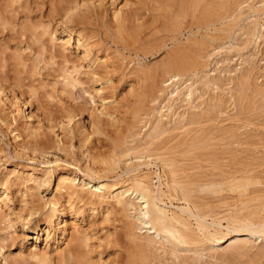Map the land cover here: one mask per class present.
Listing matches in <instances>:
<instances>
[{
	"label": "rangeland",
	"instance_id": "obj_1",
	"mask_svg": "<svg viewBox=\"0 0 264 264\" xmlns=\"http://www.w3.org/2000/svg\"><path fill=\"white\" fill-rule=\"evenodd\" d=\"M70 1L58 0V4L57 0H27L24 13L17 14L16 17L18 22L14 29L16 34L11 32L13 30L11 26H7L12 28L11 31L7 28L0 29V84L14 111L13 117L16 116L17 120L16 122L12 120L10 110L2 113L4 107L0 106V111L2 110L0 112V183L1 180L8 181L7 194L10 197V202L6 203V208L2 211L4 214L13 212L26 215L28 213L26 207L30 208L29 206L33 204L37 205L36 211H40L35 213L25 229L22 230L20 224L13 220L12 229L0 231V241L1 243L4 241V248L0 251V264H57L58 253L65 248L67 235L74 229L81 239H87L85 240L87 244L84 245L88 253L91 252L89 256L92 264H128L130 262H126L129 260L132 263V258L137 260L138 251L132 248V244L123 235L121 228L124 219L121 215L112 214L109 221H104L101 215L91 217V212L87 210L78 214L77 208L69 209L66 199H59L56 191L57 176L66 170L73 172L71 177L76 176L75 170L69 165L81 170L91 169L89 172L98 175L99 184L106 186L113 184L119 186L134 174L147 173L150 174L149 178L153 186L167 193L166 180L170 174L166 173L167 178L162 175L159 183L157 174H160V164L154 166L151 159L148 162L147 158H143L145 154H149L153 159L158 158L164 162L169 159L167 162L172 165L167 171L173 170V174L181 182H184L187 179L186 175L190 174L188 176L195 181L198 179L199 182L206 183L218 178L216 181L221 180L223 184L230 181L228 180L231 178L230 175H236L238 178L244 169H249L254 173L259 171L255 178L263 185L254 184V186L264 190V31L262 36L255 40L248 30L251 28L249 27L251 24L248 25L250 20L255 19L259 25L264 26V12L261 11L259 15L253 16L249 10L253 6L260 7L261 0H140L144 3L139 6L136 5L138 0H127V3L126 0H118L114 7L110 6V0H83L86 5L95 1L93 4L96 7L89 11L83 8L80 13H86L88 20L83 23L81 21L78 23L76 20L77 24L70 22V27L89 34L91 55L84 60L82 51L76 49L74 40L69 47H66L64 53L69 61L67 67L70 66L71 70L73 64L77 65L79 74H72V77L78 81L75 85L65 87L62 76L64 72L61 69L64 66L62 49L59 47L60 42L64 41V36L59 25L61 18L56 15L54 8L66 5ZM224 1L229 3L226 7L229 8L228 10L219 7ZM125 3L128 6L123 8V18H128V28L126 32L117 35L114 31L117 21L112 13ZM137 8L142 10L139 12ZM215 12L217 15L220 14L218 17L223 15L222 12L228 17L232 14V19H227V16H225L226 21L222 20L223 17L215 18L211 15ZM135 14H139V21L143 23L139 31L130 26ZM234 16L236 18H233ZM208 21L212 23L207 24ZM46 28L55 31V47L48 37L42 34ZM17 31L22 32V36ZM23 33L26 35L23 36ZM32 33L38 34L34 36ZM121 37L125 38L122 40ZM186 44L190 49L186 48ZM174 47L176 52L177 48L178 51L182 49L181 52L184 53L182 56L187 58L197 56L201 51L199 58L195 59L197 62L192 67L193 70L191 68L188 72L187 83L196 88V94H193L191 99L192 103L189 101L194 107L191 111L188 109V102L183 99L186 88H181L186 83L178 89V91L183 89L180 94L178 93L181 96L169 100L168 93L174 92V87L170 81H165L168 78L163 71ZM193 48L196 50L194 51ZM184 51L190 52L189 55ZM174 53L173 51L171 55ZM51 55L54 56L53 60ZM95 58L97 61L93 62ZM88 60L91 63L89 67ZM102 60H106L105 68L99 66ZM91 70L92 72L96 70L98 73L93 79L88 73ZM142 73L148 75L149 79H146ZM242 75L248 77L249 86L241 91L237 88V83ZM200 78L212 83L214 81L217 89L211 85L202 86ZM241 93L243 98L239 95ZM22 102L26 106L22 105ZM161 108L162 125L157 130L161 135L154 134V138L151 139L147 137L152 134L148 128L150 123L157 119L156 112L161 111ZM21 111H25V114L28 112L31 116L30 122L33 128H40L35 139L27 137L28 135L22 130L24 121L21 118ZM187 111L194 114L191 119L194 120L191 122L187 118L186 122L189 124L182 123L186 126L180 129L182 125L178 124L177 120L188 117L190 114H187ZM68 113L80 116L77 117L85 130L84 143L79 144L78 140L74 139L73 147L61 138L62 135L58 130L59 122L64 123V116ZM90 120L96 121L97 133H89ZM168 121L170 122L167 123ZM45 136L52 143L59 144L54 143L51 148L45 146V149L41 147L42 149L34 150L37 143L45 140ZM190 141L195 145L193 146ZM131 148L129 155L125 153L126 149ZM123 149L125 154L122 153ZM134 156H137L136 160ZM131 166L135 168L132 169ZM102 169L105 171L103 172ZM231 169L235 170L236 174ZM42 172H50L49 186L42 187L38 192L26 191L24 185H21L26 174L41 177ZM191 177L187 180H191ZM78 179L80 181L82 179L80 173H77V181ZM22 191L26 195L24 198L21 196ZM167 195L168 193L163 197L166 209L176 210V207L182 206V202L168 200ZM55 198L60 200L64 208L62 220L68 225L64 237L59 232L54 233L53 230H49L48 234L41 232L44 229L41 214L47 209H44V206L46 202ZM216 206L224 208L219 210L217 208L216 212L223 213L227 210L223 204ZM128 213L132 216V211ZM222 213L219 216L225 212ZM38 220L40 223L37 222L38 228H35L34 233L32 230ZM11 233L14 235H10ZM37 234L39 241L35 242L34 237ZM135 234L140 235L139 231H135ZM238 237L245 240L244 236ZM232 239H235V235H231L227 242L217 249L216 254L204 251L200 260L193 261L191 258L193 252H182L181 260L183 264H264V243H259V240L248 241L249 243L240 248L241 251L238 250L236 254L232 251L221 253ZM33 247H36L38 252L35 258L29 256ZM159 247L155 245V248L160 249ZM166 250L168 253L169 248ZM160 253L158 250V253L155 251L154 254H147L151 257L148 259L149 264H172L173 260L169 254L167 256L166 252L165 255L161 253L162 256ZM210 255H213V258ZM136 262L138 263L139 260Z\"/></svg>",
	"mask_w": 264,
	"mask_h": 264
},
{
	"label": "bare ground",
	"instance_id": "obj_2",
	"mask_svg": "<svg viewBox=\"0 0 264 264\" xmlns=\"http://www.w3.org/2000/svg\"><path fill=\"white\" fill-rule=\"evenodd\" d=\"M117 1L118 0H110V6L114 7L117 4ZM138 1H139L138 4H136L138 6L142 5V3H144V2H141L140 0H138ZM57 2H58V0H57ZM125 2L127 3L128 1L126 0ZM224 2H225V4H224ZM224 2H223V4L221 3L219 7L227 9L226 7L228 6L227 4H229V3H226L228 1H224ZM67 3L68 4H66V5L63 4L60 7L58 6V8L57 7L54 8V12L56 13V15L59 16V18H61V24H59V25H61V27H60L61 28V30H60L61 34L64 36V41L60 42L59 47L62 49V53H61L62 55L61 56L63 58L64 66L61 69L64 72L62 76H63V81L65 84V87H67L69 85H73V84L75 85V83H77L78 81H76L74 79V77H72V74H74V75L79 74V70H78L79 67L77 65L73 64V66L71 67L72 68L71 70L69 69L70 66L67 67V64L69 63V61H68L67 55H65V53H64L66 47H69L74 40L75 41V47H76V49H81L82 57L84 60H87L91 55V47L89 46L90 44L88 43V40L90 38L89 34L84 33L82 31H77L75 28H71L70 22H72L74 24V22L77 20L78 23H80V21L83 23L84 21L88 20L87 18H89L86 15V13H83V14L80 13L84 10L83 8L86 9L85 11H89L90 9H93L94 7H96L92 3V1L90 2V4H87V5L84 3L83 0L82 1L71 0L70 2H67ZM126 3L124 6H121L118 10H116L114 12L112 11L113 12L112 16L117 21L116 26H115L116 30H114L115 34H117V35H120L124 31L126 32V28H128L127 22L129 20H127L128 18L127 19L123 18V8L128 6V4H126ZM58 4H59V2H58ZM259 4H260V7H254L253 6V7H251V9H249L250 13L253 14V16L259 15V13L261 11L264 12V0L259 1ZM26 6H27V0H0V29L5 30L7 28V29H9V31H11L12 28L7 27V26H11V27H13V30L11 32H15L16 30H14V29L18 23L17 18H16L17 14L24 13L23 10L25 8H27ZM139 9L140 8H137V10H139ZM141 10H139V12ZM219 11H217V12H219ZM47 12H49V11H47ZM51 12H52V10H51ZM217 12H215L214 14H211V15H214L215 18H222L223 17L222 20L224 21L226 19L225 16H227V15H225V12L224 13L222 12V14L224 16L222 15L219 17H218V15H220V14L218 13V15H217ZM215 14L217 15V17ZM90 15L93 16V14H90ZM231 15L229 17L227 16L228 17L227 19H229V18L232 19ZM239 15H241L240 11H239ZM97 16L99 17V15H97ZM134 16L135 17L132 19V24L130 26L135 28L136 31H139L143 27V23L141 22V20L139 21V18H140L139 14L138 15L135 14ZM137 16H139V17H137ZM208 16H209V14H208ZM49 17H52V16L49 15ZM94 18H95V16H94ZM233 18H236V16H234ZM211 19H213V18H211ZM208 20H210V19H208ZM215 20L216 19H214V21ZM89 21H91V20H89ZM146 22H147V20H146ZM209 22H211V21H208L207 24H209ZM129 23H131V22H129ZM91 24H92V21H91ZM249 24H251V25H249ZM248 25H249V27L251 26V28L248 29L249 34L252 37H254L255 40H257L258 38H260L262 36V31H264L263 25L262 26L259 25V22H256L255 19L250 20ZM23 26H25V25H23ZM86 26H83V27H86ZM20 27H21V24H20ZM24 30H25V28H24ZM29 30H31V29H29ZM32 30H33V32L35 31L34 29H32ZM223 30H225V29H223ZM206 31H207V29H206ZM17 32L20 33L19 31H17ZM23 32H25V31H23ZM25 33H23V36ZM34 33H36V32H34ZM34 33H32L34 36L38 34V33L37 34H34ZM15 34H16V32H15ZM20 34L22 36V32ZM42 34L46 35L48 37V40L50 41L52 46H54V47L56 46L55 36H54L55 31L50 30L49 28H46L43 30ZM30 36L33 37L32 35H30ZM40 37L41 36L39 34V40H40ZM74 38H76V40ZM124 38H122V40ZM201 45L202 44H200V46ZM178 46H182V45H178ZM187 47H188V45L186 46V48ZM173 49L172 50L175 53L173 55H171V53H173V51L172 52L170 51L171 52L169 54L170 60L168 59L169 62L168 61H167L168 63L166 62L167 64H166V67H164L165 69L163 71L164 75L167 76V78H168L165 81H170V84H173L172 86L174 87V90H173L174 92L170 91V93H168V96H170L169 100L173 99L174 97H176L178 99L179 96H181V95H179L180 94L179 92L183 90V89L182 90L180 89V91H178V89L180 86H182L183 84L186 83L184 87H181V88H186V91H184L186 93L184 94V98H183V96H182V98L184 100H186L189 104V101H190V103H192L191 99L193 97V94H196V92H195L196 88H193L192 84L187 83V80L189 78L188 72H190L191 71L190 69L192 67H194V64L197 62L195 59H197V57H198V55H200L199 53L201 51L198 53L197 56L195 55L192 58H187V56H182V53H183V52H181L182 49H180V51H178L179 48H177V52H176L175 47ZM187 49H190V47H188ZM193 50L195 51L196 48H193ZM184 52L186 54L188 53L186 51H184ZM189 53H188V55H189ZM54 54H55V52H54ZM51 59L52 60L54 59L53 55H51ZM198 60H199L198 64H200L201 57ZM94 61H97V58H95V60H93V62ZM90 64H91L90 60H88V67L90 66ZM105 64H106V60H102L99 66L102 68H105L106 67ZM248 66H249V64H248ZM192 70H193V68H192ZM88 73L91 74L92 79L94 76H96V74H98V73H96V70H95V72H92V70H91V72L88 71ZM64 74H66L65 77H64ZM137 74H138V72H137ZM143 76L146 77V79H149L148 75L143 74ZM200 79H201L200 83L202 82V86H204V87L205 86L208 87L211 85L215 88L217 86L216 83H214V81L212 83L211 81H203L204 80L203 78H200ZM190 80H191V78H190ZM239 80H240L239 83H237L238 84L237 88H239V90L242 91L245 87L249 86L248 77L242 75V77H240ZM163 83H162V85H163ZM166 85H165V87H166ZM165 87H164V89H165ZM216 89H217V87H216ZM261 91H263V88ZM239 95L241 96L242 93ZM168 96L166 97V95H165L166 98H168ZM241 98H243V97L241 96ZM237 99L241 100L238 97H237ZM164 100H166V99H164ZM8 101H7L5 91L0 84V106L4 107L3 111L2 110L1 111L3 113L5 110H10V112H9L10 117L12 118V120H14V122H16L17 121L15 119L16 116L13 117L14 111L12 110L10 102H8ZM175 101H172V103H174ZM166 103H167V100H166ZM168 104H169V102H168ZM22 105L26 106V104H24V103ZM191 105L192 104H189V106H188L189 107L188 109L190 111L194 110V107H192L193 105L192 106ZM166 106H168V105H166ZM163 108H164V106H163ZM167 109H168V107H167ZM171 109H170V111H171ZM161 113H162V108H161V111L156 112L157 119H155L149 125L148 130L151 131L152 134H149L147 137H150L151 139L154 138V136H155L154 134L159 135V136L161 135V132H157L158 128H160L162 125L163 115ZM187 114H190L191 116L190 115L188 117L186 116V118L184 117L182 120H179L180 118L178 119V117L176 116L178 119L177 123L182 125V123L186 122L187 118H189L188 120L192 122L194 119L193 120H191V119H192V117H194V114H192L191 112L188 113V111H187ZM77 116L78 115H74L73 113H68L64 116L65 122L64 123L59 122L60 124L58 125L59 126L58 130L62 135L61 138H63L66 142H68L70 144V146H72L74 139H77L79 144L84 143L83 142L84 141V137H83L84 134L83 133L85 130L83 128L82 123L78 119V117H80V116H78V117ZM21 118H22V121H24V122H22L23 123L22 130L28 135L27 137H29V136H30V138L36 137L40 128L35 129L32 127L31 122H30L31 116L28 114V112H27V114H25V111H21ZM90 119H91V117H90ZM168 120H170V119H168ZM170 121H168L167 123H169ZM171 123H172V121H171ZM89 124H90V132L89 133L90 134L97 133L98 130H97V126H96L97 125L96 121L90 120ZM187 124H189V123H187ZM184 126H186V125L183 124L179 128L184 129ZM20 127H22V126H20ZM50 129H52L51 126H50ZM54 129L52 130L53 132L55 131ZM165 129H167V128H165ZM46 135H48V134H46ZM151 135H153V136H151ZM17 137L19 138V136H17ZM44 138H45V140L42 141L41 143L38 144L36 142L37 144L35 145L34 150L36 148L40 149L41 147L42 148L44 147V149H45V146H48V147L51 146L52 147L54 143H55V145L59 144L57 142L52 143V141L50 139H48V137H46V136ZM190 142L192 143L193 141H190ZM119 145H117V147H119ZM192 145H193V143H192ZM121 150H120V152H121ZM124 151H125V149H123V152H122L123 154L128 153V155H129L130 154L129 152L132 151V148L126 149L125 153H124ZM122 153L121 154L119 153V154L122 155ZM136 157L134 156V159ZM143 158L144 159L147 158L148 162L151 159V163H153L154 166H157L158 164H160V166L158 165L160 168V174H157V181L159 183L162 179V175H164V177H166L165 176L166 173L170 174L169 178L166 177L167 178V180H166V192L168 193V195H167L169 197L168 200L172 199L175 201L182 202V206L176 207V210L166 209L165 204L163 202V197H166L167 193H164L160 188L156 189L154 187L155 185L153 186L152 181L149 178L150 174L149 175L147 173H143L140 175L134 174L131 177H129L126 181L122 182L119 186H116V184L115 185L113 184L111 186H106L105 184H99L98 175H95L94 173L89 172L91 169L90 170H88V169L81 170L78 167L73 166V165L72 166L69 165V166L71 167V169L75 170L74 171V173H76L75 177H71V174H73V172L72 171L69 172V170H66L65 172H63L59 176H57L56 191L59 194L58 195L59 199H61V198L66 199V202L68 204L69 209L73 210V209L77 208V210H79V211H77L78 214H82V213H84V211L87 210V211L91 212V217L101 215L103 217L104 221H109L110 216L112 214L121 215L122 219H124V221L122 220L123 223H122V228H121L123 230V233H124L123 235H125V237L127 238L126 240L127 241L129 240V243L132 244V246H133L132 248L136 249L139 253V254L136 253L137 254L136 258L138 257L137 260L132 258V260L134 262L139 260V262L138 263L136 262L135 264H149L150 260L148 261V259L151 257H148L147 254H149V253L154 254L155 251L158 253V250H159V252L164 254L165 252L167 253V250H166L167 248H169V250H168L169 252L167 253V256L169 254V256L171 257V260H173V262H175V264H183L184 263L181 260V255H180L182 252H184V253L185 252H193L192 257H191L192 260L198 261L203 257L202 253L204 251H206L210 254H216L217 249L220 248L221 245H223L225 242H227V239H229V237L231 235H235V239L230 240L229 243L226 245V247H224V249L221 250V253L222 252L224 253L225 251H232V252H235L234 254H236L237 251L240 250V248L245 246L247 243H249L250 240L251 241L252 240H259V243H264V197H263L264 196V190L261 188L259 189V187L255 188L256 186H254V184H260V185L262 184V183H258L257 180H259V179L256 180V178H255L257 175L256 173H258L259 171L254 173V172H252V170H249V169L245 170L244 169L245 171L243 170L241 173L239 172L240 176L238 178L236 175H230L231 172L227 171V173L228 172L230 173L229 175L231 176V178L228 179L230 181L223 183V184L220 182L221 180L219 182L216 181V180H218V178L216 180L213 179V182L206 181V183H202L201 181L199 182L198 179H196V181H195V180H193V178L191 176H188L190 174L186 175V177H187V179H188V177L189 178L191 177V180H193V181H191L190 179L187 180L184 178L186 181L184 180V182H181V181L177 180V176H175L173 174V170L167 171L168 167L171 169L170 166L172 165V164L168 163L169 159L167 160L168 162L166 161L167 162L166 163V162H164L158 158L153 159V156L149 155V154L148 155L145 154V156H143ZM112 160L114 161V159H112ZM147 160H146V163H147ZM133 167L135 168V166H131L132 169H134ZM137 167H138V165H137ZM256 167H255V170H256ZM112 168H110V170H112ZM102 170H103V172L105 171L104 169H102ZM108 170H106V171H108ZM239 170H241V169L239 168ZM50 172L49 173L48 172H45V173L42 172V174H40L41 177H39V176L36 177L33 174H29L27 176V174H26V177H25V179H23V182H21L22 183L21 185H24L23 187H25L26 191L31 192V191L35 190L36 192H38L39 189H41L42 187H46V186L48 187L49 186L50 179H51ZM96 172H97V170H96ZM260 172H262V171H260ZM77 173H80L82 175L81 181L79 179L77 181ZM234 173H232V174H234ZM4 178H6V177H4ZM208 180H209V178H208ZM226 180H227V178H226ZM214 181H216V182H214ZM159 186H160V184H159ZM8 187H9L8 181L7 180H5V181L1 180V183H0V197H1L0 198V231L12 229L14 226V224H13V226L11 225L13 220H14L13 222L16 221V223L20 224L21 229L23 230V229H25V227H28V225L30 224V222L32 220V217L39 210L36 211L37 205L35 206V204H33V205L29 206L30 208H27L25 206L26 207V209H25V207H24V209L28 211V213L26 215H23L22 213L14 214L13 212L11 214H4L2 210L6 208V203L10 202V197L7 194L8 190H9ZM21 196L24 198L26 196L25 192H23L21 194ZM59 199L55 198V199L49 200L48 202H46V205L44 204L45 206L43 205L44 209H46V208L47 209L46 210L43 209L44 211L41 214V218H42L41 220H43V224H44V229L41 230V232L48 234L49 230H53L54 233L59 232L60 235L64 237V235L67 233L66 231H68L67 230L68 225L65 223V221L63 222V220H62L64 208H63L62 204L60 203ZM78 204H79V206L77 207ZM216 204H218L220 206H221V204H223V207H224V205L227 207V210L224 211L225 213L223 212L224 214L222 212H220L223 214L222 216H219L220 213L215 211L218 208L217 206L215 207ZM171 205L172 204L170 203V206ZM221 208H218V210ZM222 209H224V208H222ZM129 211H132V216H130V214L128 213ZM10 216H12V217H10ZM37 222L40 223L39 220L36 221L35 226L33 227L34 229L33 228H32L33 230L31 229L32 232H34V233L36 230L35 228H38ZM60 223H64V225L61 226ZM135 231H139L140 235H136ZM12 232H13V230H12ZM12 234L14 235V233H11L10 235H12ZM141 235H144V236L142 237ZM67 236H68V239H67V243L65 245V248H63V250L59 251L60 253H58L59 258H58L57 264H92L91 263L92 260L90 259L91 256H89V254L91 252L88 253V251L85 249L86 245H84V244H87V243H85L87 241V239L85 238V240H86L85 241L82 238L83 239L82 240L78 236V232L75 229L73 231L69 232V234ZM238 236H241V237L244 236L245 240L240 239ZM46 239H47V237H46ZM50 239H51V237H50ZM34 241L35 242L39 241L38 234H37V236L34 237ZM3 242L4 241H2V243H1V241H0V251L3 250V248H4ZM155 245L160 246L159 247L160 249L155 248ZM30 251L31 252H30L29 256H31L32 258L33 257L35 258L36 256H38L37 255L38 252L36 250V247H33V249ZM221 253H219V254H221ZM164 257H166V256H164ZM211 257L213 258V255ZM168 260H169V258H168ZM133 261L131 263V261L128 260L126 263L130 262L128 264H134ZM173 262H172V264H174Z\"/></svg>",
	"mask_w": 264,
	"mask_h": 264
}]
</instances>
